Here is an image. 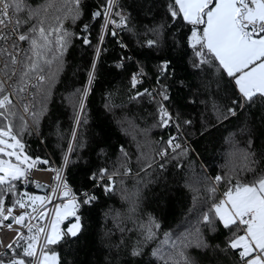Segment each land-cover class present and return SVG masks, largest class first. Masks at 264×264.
Listing matches in <instances>:
<instances>
[{
    "label": "trees",
    "instance_id": "16d2710c",
    "mask_svg": "<svg viewBox=\"0 0 264 264\" xmlns=\"http://www.w3.org/2000/svg\"><path fill=\"white\" fill-rule=\"evenodd\" d=\"M106 1L22 0L21 10H12L24 22L22 32L42 26L53 47L59 30L71 39L43 112L39 97L35 108L29 97L30 111L24 113L14 93L13 132L40 169L62 166L80 110L78 100L83 98L96 61L65 182L76 195L89 191L97 199L78 209L79 235L65 237L49 250L58 253L60 264H162L153 252L167 254L174 240L187 238L193 241L187 253L195 264H243L236 251L226 247L231 233L218 223L211 229L202 215L237 182L249 183L264 175V101L257 97L252 107L245 105L236 116L225 118L236 96L232 80L214 60L197 66V49L191 46L193 26L170 17L172 0H117L115 19L121 21L120 12L127 23L114 31L116 35L108 30L96 59L103 16L93 13ZM85 25L90 44L82 42ZM195 27L202 31L204 25ZM33 35L38 36V31ZM148 40H157L159 45L149 48ZM164 61L171 62L170 74L161 73ZM138 68L145 74L140 86L134 85L133 78ZM0 80L12 89L2 72ZM162 85H166L167 100ZM161 108L172 116L167 127L161 126ZM170 137H176L181 148L175 152L169 148L161 159L159 153L168 148ZM5 160L16 163L15 155ZM102 169L110 175L94 179ZM13 183L12 193L6 192L7 185L0 186L9 206L16 199L41 194L34 182L25 194L20 182ZM109 183L112 190L105 191L103 186ZM150 222L159 227L154 228V239L143 243V229ZM197 228L208 248L195 247ZM28 236L20 243H26ZM141 243L144 254L131 255ZM19 251L15 247L14 252ZM8 254L0 258L7 260Z\"/></svg>",
    "mask_w": 264,
    "mask_h": 264
},
{
    "label": "snow or ice",
    "instance_id": "6c2138e0",
    "mask_svg": "<svg viewBox=\"0 0 264 264\" xmlns=\"http://www.w3.org/2000/svg\"><path fill=\"white\" fill-rule=\"evenodd\" d=\"M79 3V0H76ZM113 0H108L104 6L105 11L94 12L93 16H107L113 7ZM22 7V0H0V60L3 67L0 72L10 82L14 93L20 97L26 112L31 107L35 108L37 97L41 105L39 111L43 112V105L51 91L55 76L59 73L66 50L69 48L71 39L63 30H59V35L52 46V41L46 36V30L42 26H32L26 31H20L23 21L19 17L15 19L10 15L11 10L19 12ZM169 15L173 20L182 19L192 29V47L197 49V66L200 64H211L218 62V66L231 78L236 90V96L232 100L231 107L226 110L227 116H236L238 109L245 105L252 107L259 97L264 101V0H172L168 5ZM38 14V13H37ZM79 15V9L76 11ZM121 23L126 24L127 18L123 13L118 12ZM75 19V17H73ZM42 23V21H41ZM112 23H116L112 21ZM204 25L202 31H198L195 26ZM87 25L84 26L85 35L82 37L84 44H90L87 37ZM38 31V36L33 35ZM111 35H116L113 31ZM21 42H26L27 49L21 47ZM159 45L157 40H148L146 46L154 48ZM52 53V55H48ZM55 62V65H54ZM170 61H164L161 66V73H171ZM54 65V67H53ZM91 80V73H90ZM138 82L134 77V85ZM31 89V91H29ZM166 85L161 86L163 99H169L165 91ZM148 93V90H144ZM150 94V93H148ZM5 87L4 81L0 80V155L11 158L16 157V163H11L0 159V186L7 185L6 192L15 191L14 181L23 178L27 181V168L21 167L33 158L21 153L25 145L13 132V119L16 116L13 111L15 105ZM139 95V94H138ZM80 111H83V100H78ZM161 126L167 127L172 120V116L161 108ZM23 125L22 117L19 118ZM264 119V117H262ZM79 124V119H76ZM190 124L191 121H185ZM179 125H177L178 127ZM22 131L24 128L22 127ZM168 148L160 151L161 159L168 155L169 148L175 152L181 148L176 137H170L166 142ZM19 150V151H18ZM245 159L248 160L247 154ZM42 164L48 161L40 160ZM251 163V162H250ZM150 166V165H149ZM164 167L163 164L160 165ZM246 170L253 171L251 167ZM110 175L107 169H102L98 177L103 179ZM59 179V174H57ZM221 177H216L219 181ZM105 191H111V183L104 185ZM63 195L68 197L67 190ZM225 199L215 203L202 215V221L211 229H215L217 223L220 227L231 233V238L226 247L236 251L243 264H264V175L255 176L249 183L237 182L231 189L225 192ZM46 197L29 196L27 200L16 199L10 207L6 206L5 194L0 192V225L12 228V221L16 225L28 227L29 236L24 244L17 241L16 247L19 252H13V244H8L10 258L5 260L0 258V264H60V257L56 251H41L37 255L38 235L33 234V229L25 225V214L13 215L16 207L20 209L32 208L36 201H43ZM97 199L94 195L85 194L79 201L73 200L70 205H60L56 209L55 220L50 225V233L45 236L46 245H55L68 239L76 238L82 230L80 216L77 211L81 205H89ZM69 214L75 217L66 230H61L60 222ZM46 212H41L37 220H42ZM159 225L150 222V226L143 229V243L154 239V228ZM242 230V234H240ZM39 233H44V227H39ZM19 239H24V234H19ZM143 243L133 248L131 255H143ZM193 246V241L187 238H179L172 242L171 251L163 254L160 250L153 252V255L162 261V264H195L187 253V249ZM195 247L208 248L209 245L204 240L199 228L195 230ZM30 258V259H26Z\"/></svg>",
    "mask_w": 264,
    "mask_h": 264
},
{
    "label": "built area",
    "instance_id": "2783aa9c",
    "mask_svg": "<svg viewBox=\"0 0 264 264\" xmlns=\"http://www.w3.org/2000/svg\"><path fill=\"white\" fill-rule=\"evenodd\" d=\"M107 2H108V0L105 2L104 5H99V11L101 13H103L105 11L104 6L107 4ZM113 5L114 6L109 10L108 15L106 17L103 16V24H102V28H101L100 37H99L98 48L96 51V59H97V56L100 52L101 46L104 42V39H105V36H106L108 30L112 29L113 31L118 32L119 29L122 28V26H123L121 21L115 19V9H116V5H117V0H113ZM10 15L12 16L13 19L16 18L14 13L12 12V10L10 12ZM112 21H115L116 23L113 24ZM21 47L23 48L22 42H21ZM95 66H96V61H94L91 72H90L91 73V80H90V75H89L88 82H87L85 90H84V94H83V98H82L83 107L85 104V99H86L88 92H89L90 85L92 83L93 72H94ZM134 77H137V79H138V82H136L135 85L140 86L144 83L145 74L142 71V69L138 68L137 71L133 74V78ZM5 85L8 88V92L12 94L11 99L14 102H16L17 99H16V96L14 94L13 89H10L9 83L7 81L5 82ZM24 113H26V111ZM81 114H82V112L79 110L78 116H77V118L79 119V122L81 119ZM78 125L79 124L75 123L73 134H72V139H71L70 144L68 146V149H67L64 161L62 163V166L59 169H56V168H53V169L49 168L47 170L40 169L38 166V161L33 160V159L29 160L26 164L21 165V167L27 168V177H28L27 181H25L23 178H21V180H17V182H20L24 186V189L21 190L22 194H25V188L28 187V185L31 182L41 183V184L43 183L47 187V193H46L47 199H45L43 201V203H41V205H39L36 208L35 212L31 211L27 215H25L26 216L25 225L30 226L33 229V231H35L36 234L38 235V239L36 241L37 255H39L40 252L42 250H44L45 236L48 233L49 226L52 222L53 215H54L55 209L58 206V204L61 202H72L73 200L79 202L85 196V194L90 195L89 191L83 193L80 196L76 195L72 191V189L67 186V184L65 182L66 168H67L69 157H70V154H71V151L73 148V144H74L75 136L77 133ZM23 155H27L25 152V148L22 150L21 159L23 158ZM35 172H42L46 175L48 173L49 175H47V179H44L43 177H41L43 180L38 181V180H35L33 178V174ZM3 174L4 173H1L0 175H3ZM57 174H59V179L57 178ZM65 190H67L70 194L68 197H65L63 195ZM5 200H6V197H5ZM90 205L91 204L86 205V206H90ZM6 206L10 207L7 204V202H6ZM80 207H79V209H80ZM21 210L22 209H20L19 207H16L14 212H13V215L22 214ZM42 211L46 212V216L42 220L35 219L34 217H38ZM4 224H8L7 221L4 222ZM41 226L44 227V229H45L44 233H39L37 231L38 228ZM6 230L7 231L12 230L13 234H12L11 238L9 239L8 243H4L3 239H2V235H0L1 236L0 237V255L4 254L6 252L9 253L10 250L7 248L8 244H13L14 247H13L12 251L14 252L17 241H19V243L22 241L19 239L20 233L24 234V239L27 235H29L28 227L16 225V224H14V222H12V228H8V227H4V226L0 225V234H1V232L6 231Z\"/></svg>",
    "mask_w": 264,
    "mask_h": 264
},
{
    "label": "crops",
    "instance_id": "0c3cea01",
    "mask_svg": "<svg viewBox=\"0 0 264 264\" xmlns=\"http://www.w3.org/2000/svg\"><path fill=\"white\" fill-rule=\"evenodd\" d=\"M47 175H49L48 173H47ZM47 175L46 174H44V173H42V172H35V178H36V180H43L41 177H43L44 179H47ZM43 184V183H42ZM29 196H39V197H46V193H43V194H37V195H29ZM28 197V196H27ZM26 197V198H27ZM226 197H224V199H225ZM223 199V200H224ZM39 205H41V201H37V204H35V208H37ZM25 211H29V212H31L32 211V208L31 207H29V208H27V209H24ZM22 212H24L23 210H22ZM66 224V223H65ZM12 234H13V232L12 231H6V232H4L3 234H2V239H3V242L4 243H8V241H9V239L11 238V236H12Z\"/></svg>",
    "mask_w": 264,
    "mask_h": 264
},
{
    "label": "rangeland",
    "instance_id": "374dc122",
    "mask_svg": "<svg viewBox=\"0 0 264 264\" xmlns=\"http://www.w3.org/2000/svg\"><path fill=\"white\" fill-rule=\"evenodd\" d=\"M94 73V72H93ZM0 159H3V160H5V156H0ZM11 163H13V162H11ZM1 174V173H0ZM35 175V174H34ZM29 197V196H28ZM28 197L27 198H25L24 200H27L28 199ZM35 204H37V201L35 202ZM35 204H34V206H35ZM70 205L71 204V202H61V203H59L58 204V206H60V205ZM57 206V207H58ZM57 207H56V209H57ZM56 209H55V212H54V215H53V219H52V222H53V220H55V213H56ZM23 211H25L24 209H22ZM21 210V211H22ZM29 212V211H28ZM71 214H69L68 216H70ZM67 216V217H68ZM66 218H62L61 219V222H60V228H61V230H66L72 223H74L75 222V220H71V221H69L68 223H64V220H65ZM51 222V223H52ZM51 225V224H50ZM48 233H50V226H49V229H48ZM46 246H48V249H44L43 251H49V248L52 246V245H46Z\"/></svg>",
    "mask_w": 264,
    "mask_h": 264
},
{
    "label": "water",
    "instance_id": "95a60500",
    "mask_svg": "<svg viewBox=\"0 0 264 264\" xmlns=\"http://www.w3.org/2000/svg\"><path fill=\"white\" fill-rule=\"evenodd\" d=\"M35 189L41 194H43L47 191V187L41 183H35ZM71 220H75V217L72 215L66 217V219L64 220V223H68ZM7 223H12V221H7Z\"/></svg>",
    "mask_w": 264,
    "mask_h": 264
},
{
    "label": "bare ground",
    "instance_id": "6f19581e",
    "mask_svg": "<svg viewBox=\"0 0 264 264\" xmlns=\"http://www.w3.org/2000/svg\"><path fill=\"white\" fill-rule=\"evenodd\" d=\"M35 174V173H34ZM33 174V178L36 180V178L34 177L35 175ZM7 231V230H6ZM6 231H3V232H1V234L0 235H2L4 232H6ZM10 231H12V230H10ZM13 232V231H12ZM1 237V236H0Z\"/></svg>",
    "mask_w": 264,
    "mask_h": 264
}]
</instances>
